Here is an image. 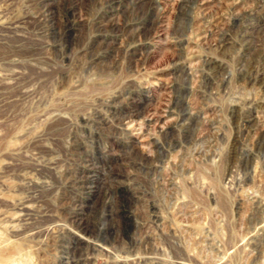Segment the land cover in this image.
<instances>
[{"label":"rangeland","instance_id":"rangeland-1","mask_svg":"<svg viewBox=\"0 0 264 264\" xmlns=\"http://www.w3.org/2000/svg\"><path fill=\"white\" fill-rule=\"evenodd\" d=\"M0 264H264V0H0Z\"/></svg>","mask_w":264,"mask_h":264}]
</instances>
